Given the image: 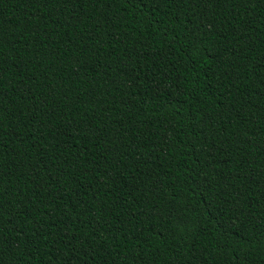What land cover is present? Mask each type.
Masks as SVG:
<instances>
[{
  "label": "trees",
  "instance_id": "obj_1",
  "mask_svg": "<svg viewBox=\"0 0 264 264\" xmlns=\"http://www.w3.org/2000/svg\"><path fill=\"white\" fill-rule=\"evenodd\" d=\"M0 179L4 264H264V0H0Z\"/></svg>",
  "mask_w": 264,
  "mask_h": 264
},
{
  "label": "snow or ice",
  "instance_id": "obj_2",
  "mask_svg": "<svg viewBox=\"0 0 264 264\" xmlns=\"http://www.w3.org/2000/svg\"><path fill=\"white\" fill-rule=\"evenodd\" d=\"M261 0H237V6L242 7L245 3L247 4H256L260 3ZM5 184L11 185V180L7 182L0 179V245L7 244L11 249L15 247V244L11 241H8L5 237H3L4 233H10L11 231H18V229L10 227L12 225L14 211L13 205L9 203V197L15 199L18 193L12 187H5ZM18 215V213L16 214ZM4 253L0 251V264H4L2 259ZM61 257H63V252L59 253ZM72 257H69L70 260ZM48 264H58L56 261V254L49 255ZM65 264H68L65 261Z\"/></svg>",
  "mask_w": 264,
  "mask_h": 264
}]
</instances>
